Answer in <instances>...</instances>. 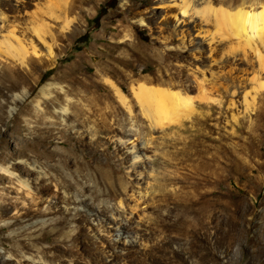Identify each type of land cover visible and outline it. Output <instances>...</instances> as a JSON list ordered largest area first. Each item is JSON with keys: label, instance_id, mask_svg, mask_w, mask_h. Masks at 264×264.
Masks as SVG:
<instances>
[{"label": "rangeland", "instance_id": "rangeland-1", "mask_svg": "<svg viewBox=\"0 0 264 264\" xmlns=\"http://www.w3.org/2000/svg\"><path fill=\"white\" fill-rule=\"evenodd\" d=\"M75 6L80 30L76 37L58 43V51L53 50L55 57L49 56L46 46L35 40L34 46L41 58L35 65L27 61V70L15 65L13 68L20 75L18 79L4 75L2 67L8 64V59L6 55L0 57V166L14 173L10 177L0 171V209L11 210L0 218V263L20 264L21 254L29 256L32 245H36L41 249L40 259L54 264H264V128L254 132L252 145L247 133H243V138L233 139L239 144L235 152L245 161L249 179L240 180L234 175L221 185L209 186L204 181L207 169L199 167L196 161L201 155L193 153L187 145L196 128L179 135L178 142L175 141L178 134L172 136V132L163 139L154 138L145 128V120L140 118L139 123L144 125L142 131L139 129L141 142L142 145L147 142L148 149L141 152L136 161L139 166L134 171H131L130 152L118 149L108 138L116 132L101 130L99 124L94 130L90 128L97 123L94 118L88 125L70 119L62 121L65 129L71 131L69 136H61L55 127L51 134L38 129L45 121L42 116L36 121L28 114L34 106L43 113L48 106L51 112L61 107L70 113L72 110L70 101L58 105L43 103L42 88L53 83L55 92L59 93L66 89V82L61 80L66 74L93 76L98 65L103 64L101 56L110 46L115 47L114 57L117 58L109 60L114 71L108 77L117 85L126 86L122 75L130 70L138 72L146 67L144 71L149 73L158 68L157 60L146 64L133 58L126 62L125 59H132L134 46L154 45L168 50L166 76H170L171 65L179 60L175 48L178 39L167 46L158 39L160 31L170 32L165 27H170L172 18L167 14L168 8L156 5L154 0H128L125 5L122 0H96L93 5ZM196 7L201 5L196 3ZM5 32L0 27V34ZM26 36L25 43L30 40ZM187 59L188 56L181 61ZM30 85H34L33 92L13 102L12 95ZM191 94L194 96V91ZM71 96L82 100L81 95L72 93ZM118 109V117L124 118L125 111ZM227 130L231 133V128ZM40 136L46 140L36 149L52 154L47 163L44 157L34 158L30 151L32 142L37 143ZM96 136H99L98 141L92 145ZM73 144L75 150L62 157L66 163L53 154L56 149ZM212 152L219 159L216 151ZM33 162L45 167L49 184L45 191L38 192L33 186L30 172H20V167L29 169ZM100 168L114 170L119 177L111 172L114 185L107 183ZM57 182L61 183L63 195L81 196L85 202L78 208H68L78 209L77 213H48L52 226L33 232L28 228L30 222L41 215L36 213L37 216L32 217L23 212L31 209L30 200L40 201L41 197L54 201ZM133 190L146 194L143 204L132 196ZM212 190L215 192L211 194ZM217 191L224 195L218 196ZM184 199L192 201L191 209L178 205L180 201L185 202ZM46 205L45 202L42 207ZM114 205L115 209L123 207L136 213L129 221L130 236H136L134 242L110 227L113 221L106 215H110ZM95 207L102 211L98 212ZM52 227H55L53 231ZM22 264L27 262L22 260Z\"/></svg>", "mask_w": 264, "mask_h": 264}, {"label": "bare ground", "instance_id": "bare-ground-1", "mask_svg": "<svg viewBox=\"0 0 264 264\" xmlns=\"http://www.w3.org/2000/svg\"><path fill=\"white\" fill-rule=\"evenodd\" d=\"M154 1L158 6L167 7V14L172 18L170 27H165L170 32L165 34L160 31L158 39L164 46L177 39L179 41L175 47L179 60L171 65L173 70L170 76L165 75V61L170 56L168 50L167 52L165 48L159 49L154 45L144 48L134 46L132 59H125L126 62L133 58L146 64L157 60L158 68L149 73L144 71L146 67L138 72L130 70L122 75L126 86L117 85L108 77V74L114 71V65L109 60L117 58L114 57L115 47L110 46L101 56L103 64L98 65L93 76L66 74L61 79L67 84L65 90L56 93V85L47 83L40 91L43 103L58 105L63 101H70L71 113L64 107L51 112L53 110L49 106L43 113L38 106H34L27 111L28 114L36 121L43 117L45 124L38 126L43 133L51 134L54 129L52 127H55L61 136L71 135V131L65 129L62 121L70 119L78 124L86 122L88 125L94 118L97 123L90 126L91 129H96L99 124L101 130L116 132L108 136L109 140L118 149L130 152L133 159L131 171L139 166L136 161L141 152L148 149V143L142 145L141 142L139 129L142 131L144 125L139 123L140 118L145 120V128L154 138L163 139L166 134L172 132V136L178 134L175 139L178 142L181 138L179 135L187 134L192 128H196L187 145L192 148L193 153L201 155L196 161L199 167L207 169L204 173L207 186L213 183L221 185L227 177L234 175L240 180L249 179L245 161L235 152L239 144L233 139L243 138V133H247L248 142L252 145L254 132L264 128V0ZM95 2L96 0H0V27L6 31L0 34V57L6 55L8 59V64L2 67L4 75L9 79H18L20 75L14 70L15 65L27 70V61L34 65L38 62L41 55L34 46L35 40L46 46L49 56L55 57L53 50L58 51V43L76 37L80 30L75 5H93ZM127 2L128 0H122L123 5ZM196 3L201 7H196ZM15 30L21 31V34L17 35ZM26 35L30 39L27 42L29 47L25 43ZM186 56L188 59L181 61ZM162 58L165 59L163 62L160 61ZM135 75L137 76L134 78ZM189 80L192 81L191 84H187ZM38 82L39 78L36 80V83ZM33 90L34 85L25 87L21 93L12 95L13 102L22 100ZM193 91L195 95L191 96ZM72 93L81 95L82 100L73 99ZM118 108L125 111L124 118L118 117ZM197 108L203 110L200 112ZM227 128H231V133H228ZM98 138L99 136H96L91 144H96ZM70 139L69 137L68 140ZM44 140L46 137L40 136L37 143L32 142L30 151L32 150L34 158L44 157L47 163L52 154L46 155L44 151L36 149ZM74 150V144L67 145L65 148L56 149L53 154L62 159ZM213 150L219 159L215 157ZM62 161L65 162L63 159ZM100 170H103L101 174L107 183L114 185L111 176L114 170ZM0 171L10 177L14 176L7 167L0 166ZM44 171V165L38 162L31 163L29 169L20 167L21 174L30 172L31 181L38 192L49 188ZM19 182L26 186L23 180L20 179ZM59 184L61 183L55 184L58 191L54 193V201L41 197L40 201L30 200L31 209L23 212L32 217L41 215L30 222L28 228L33 232L52 226L53 222L48 213H77L78 209L68 208H78L84 204L85 199L81 196L74 197L70 193L63 195ZM214 192L215 190H212L210 193ZM217 193L218 196L224 195L222 191ZM132 196L143 204L146 194L133 190ZM183 201L185 202H178V205H185V209L192 208L191 200ZM45 202L47 205L43 208L42 204ZM95 209L102 211L99 207ZM10 211L0 209V218ZM36 213L39 214L35 215ZM135 214L133 210H125L123 207L115 209L114 205L113 209H110V215L106 216L113 221V226L110 227L114 232L126 234L130 241L134 242L136 236H130L132 232L129 221ZM4 227L6 224L2 228ZM50 229L53 231L55 227ZM32 246L29 256L21 254L20 264L22 260L27 264H54L42 261L40 247Z\"/></svg>", "mask_w": 264, "mask_h": 264}]
</instances>
